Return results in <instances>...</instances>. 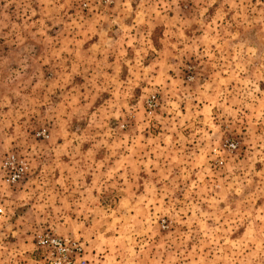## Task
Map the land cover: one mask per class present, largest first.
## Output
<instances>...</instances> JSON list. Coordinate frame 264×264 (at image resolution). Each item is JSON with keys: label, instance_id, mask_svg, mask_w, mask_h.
I'll use <instances>...</instances> for the list:
<instances>
[{"label": "rangeland", "instance_id": "obj_1", "mask_svg": "<svg viewBox=\"0 0 264 264\" xmlns=\"http://www.w3.org/2000/svg\"><path fill=\"white\" fill-rule=\"evenodd\" d=\"M111 1L0 0V264H264V0Z\"/></svg>", "mask_w": 264, "mask_h": 264}, {"label": "built area", "instance_id": "obj_2", "mask_svg": "<svg viewBox=\"0 0 264 264\" xmlns=\"http://www.w3.org/2000/svg\"><path fill=\"white\" fill-rule=\"evenodd\" d=\"M111 3V0H92L94 8ZM82 6L83 9H86L88 5L84 3ZM145 104L149 112H151L157 106L155 95L148 97ZM36 137L41 140H47L49 135L46 130H41ZM235 148L236 144L233 141H225L220 149L215 150V154L231 153ZM28 170L29 165L24 158L8 154L1 165L3 184L6 187L15 186L25 177ZM165 228V222L163 221L161 229ZM34 241L36 249L41 252L44 264H92L83 257V247L78 240L38 233L34 237Z\"/></svg>", "mask_w": 264, "mask_h": 264}]
</instances>
